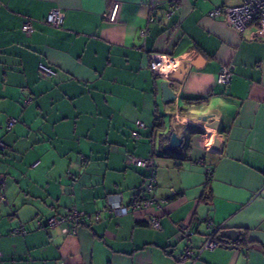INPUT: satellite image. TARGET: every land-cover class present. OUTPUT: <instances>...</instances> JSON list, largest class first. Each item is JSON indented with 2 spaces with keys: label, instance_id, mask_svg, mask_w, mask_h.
Here are the masks:
<instances>
[{
  "label": "crops",
  "instance_id": "0c3cea01",
  "mask_svg": "<svg viewBox=\"0 0 264 264\" xmlns=\"http://www.w3.org/2000/svg\"><path fill=\"white\" fill-rule=\"evenodd\" d=\"M160 1L148 23L149 0H0V264H176L217 227L241 233L183 264H264V22L237 31L210 15L241 0ZM113 2L109 22L103 12ZM52 8L60 28L45 22ZM148 52L180 59L173 99L162 101ZM223 64L232 68L227 85L217 82ZM206 114L212 119L200 120ZM137 120L145 126L136 129ZM170 128L184 138L167 150ZM150 153L165 202L139 212L130 203L148 170L128 155ZM114 192L126 214L106 208ZM71 206L86 214L75 234L61 224L35 229ZM154 211L159 229L145 222ZM184 221L189 242L175 235Z\"/></svg>",
  "mask_w": 264,
  "mask_h": 264
},
{
  "label": "built area",
  "instance_id": "2783aa9c",
  "mask_svg": "<svg viewBox=\"0 0 264 264\" xmlns=\"http://www.w3.org/2000/svg\"><path fill=\"white\" fill-rule=\"evenodd\" d=\"M150 2V14L148 17V23H152L155 20V10L161 5L160 0H149ZM170 7L165 11L166 17H169L176 7L174 2L170 3ZM119 10V3L113 2L110 7L103 12V17L109 22H115ZM210 15H224L229 25L237 31H242L250 25L257 22H264V0H241L239 4L234 6H214L210 10ZM45 22L54 28H60L63 24V15L59 8H52L46 15ZM20 29L25 33L33 31V20L27 18L21 24ZM149 30V26H146L140 30V35L145 36ZM148 66L152 73L161 78L162 80L172 81L170 75L176 71L180 66V59L178 57H172L163 53L148 52L146 55ZM38 68L44 76H55V70L43 63L38 64ZM232 78V68L229 64L221 65L217 74V82L223 85L230 83ZM16 122L15 118H11L7 122V127L10 128ZM145 125L142 121L137 120L135 122V128L140 129ZM131 131L132 138H138L137 130ZM6 149L4 143L0 140V153ZM128 157L132 162L140 167H144L148 170L149 174L144 178L143 186L140 193L131 200V207L134 210L145 212L148 208L153 207L154 210L161 211L165 202L164 197L158 196L155 193L157 184L156 179V162L153 154H148L146 157H137L129 154ZM200 163L203 160H198ZM211 174V171H208ZM4 185V180L0 179V186ZM174 193V191H173ZM106 202V208L114 213L123 215L128 212V206L122 201V195L120 192H114L108 195ZM0 200H4V195H1ZM155 212V211H154ZM85 216L83 211L71 206L66 213V216H52L45 220L38 219L35 221V229L53 228L58 224L64 225L62 231L66 234H75L79 228V222ZM145 220L148 221L152 228L159 229L161 227L159 213H151L145 216ZM69 222V223H67ZM220 229L216 228L215 230ZM214 230V231H215ZM15 233L25 232L24 226L14 230ZM192 234V229L188 222L184 221L176 226V237L189 242V237ZM221 244V241L215 236V232L211 233L198 249H193L189 244L186 246L182 255L178 258L176 264H183L186 259H192L198 256L203 249H214ZM1 258V252H0Z\"/></svg>",
  "mask_w": 264,
  "mask_h": 264
},
{
  "label": "water",
  "instance_id": "95a60500",
  "mask_svg": "<svg viewBox=\"0 0 264 264\" xmlns=\"http://www.w3.org/2000/svg\"><path fill=\"white\" fill-rule=\"evenodd\" d=\"M176 72L171 74V76H170L171 79H179L178 73L179 74L181 73L180 68ZM168 83L169 82L167 80H164V79L160 82L162 101H167V100L173 99L175 97V95H174L173 91L170 89ZM212 117H213V114H206V115L201 116L200 120L206 121L208 119H212ZM214 124H217V123H214ZM183 138H184L183 133L177 134L175 131L172 130V128H170L166 133H163V139L166 142L165 148L167 150L179 148L182 144ZM214 232L217 233L216 237L220 241L221 240H229L231 242L237 241L239 234L241 233L236 228L217 229ZM192 234H193V231H192ZM191 235H190V237H191ZM190 237H189V239H190ZM181 240H183V239H181Z\"/></svg>",
  "mask_w": 264,
  "mask_h": 264
},
{
  "label": "trees",
  "instance_id": "16d2710c",
  "mask_svg": "<svg viewBox=\"0 0 264 264\" xmlns=\"http://www.w3.org/2000/svg\"><path fill=\"white\" fill-rule=\"evenodd\" d=\"M132 137V136H131ZM134 139V138H133ZM136 139V138H135ZM148 174H149V172H148ZM148 174H146L145 176H144V178L145 177H147L148 176ZM210 177H211V174L210 173H207V175H206V183H208L209 182V180H210ZM0 179H2L3 180V178L2 177H0ZM143 185V184H142ZM142 187V186H141ZM140 187V189L137 191V193L135 194V196L133 197V198H135L139 193H140V191H141V188ZM130 205H131V203H130ZM69 210V208L66 210V212L65 213H63V214H60V215H58V217H61V216H66V213H67V211ZM85 216H86V214H85ZM85 216L81 219V221L79 222V228H80V226H82L83 225V223H84V220H85ZM145 222L148 224V222L145 220ZM67 223H69V222H67ZM61 225H67V224H61ZM190 225V224H189ZM20 227V226H19ZM78 228V229H79ZM24 229H25V232H23V233H20V234H24V233H26V231H27V229L24 227ZM43 229H47V228H43ZM216 232H215V236H216ZM192 247V246H191ZM193 248V247H192ZM193 249H198V248H193ZM1 259V258H0Z\"/></svg>",
  "mask_w": 264,
  "mask_h": 264
},
{
  "label": "rangeland",
  "instance_id": "374dc122",
  "mask_svg": "<svg viewBox=\"0 0 264 264\" xmlns=\"http://www.w3.org/2000/svg\"><path fill=\"white\" fill-rule=\"evenodd\" d=\"M208 128V127H207Z\"/></svg>",
  "mask_w": 264,
  "mask_h": 264
}]
</instances>
